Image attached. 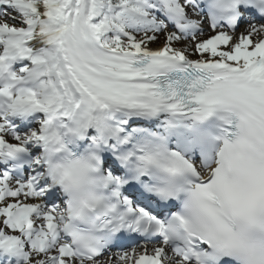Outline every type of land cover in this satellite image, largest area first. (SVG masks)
<instances>
[{"label":"snow or ice","instance_id":"snow-or-ice-1","mask_svg":"<svg viewBox=\"0 0 264 264\" xmlns=\"http://www.w3.org/2000/svg\"><path fill=\"white\" fill-rule=\"evenodd\" d=\"M0 264H264V0H0Z\"/></svg>","mask_w":264,"mask_h":264}]
</instances>
